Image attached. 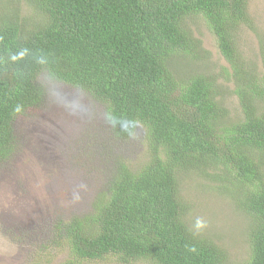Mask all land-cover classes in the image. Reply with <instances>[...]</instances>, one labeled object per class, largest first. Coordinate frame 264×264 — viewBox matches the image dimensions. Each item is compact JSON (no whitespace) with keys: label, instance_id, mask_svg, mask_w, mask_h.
<instances>
[{"label":"trees","instance_id":"1","mask_svg":"<svg viewBox=\"0 0 264 264\" xmlns=\"http://www.w3.org/2000/svg\"><path fill=\"white\" fill-rule=\"evenodd\" d=\"M194 18L228 63L220 77L238 100L234 120L217 73L181 72L201 51ZM250 22L246 0H0V161L13 151L16 118L42 100L41 72L103 104L117 136L137 124L147 132V161L137 171L120 166L90 211L61 228L67 258L58 264L107 255L122 264H227L225 251L182 219L187 172L216 182L246 216L244 264H264V59L260 72L236 41Z\"/></svg>","mask_w":264,"mask_h":264},{"label":"rangeland","instance_id":"2","mask_svg":"<svg viewBox=\"0 0 264 264\" xmlns=\"http://www.w3.org/2000/svg\"><path fill=\"white\" fill-rule=\"evenodd\" d=\"M246 5L251 22L238 28L237 48L244 61L261 72L264 0H246ZM19 6L31 24V8L24 2ZM188 24L201 51L197 49L181 72L217 73L223 84L222 100L234 120L240 113L238 100L230 92L232 83L220 77L228 63L200 18ZM35 82L43 90L42 100L16 118L13 151L0 161V264L63 262L67 245L60 237L61 228L90 211L93 197L105 189L120 166L137 171L148 159L147 132L141 124L130 136L119 137L105 116V106L86 91L46 72ZM179 201L186 206L182 219L193 234L221 247L227 264L245 263L249 255L247 218L218 190L216 182L195 172L182 174ZM84 264L122 263L107 255Z\"/></svg>","mask_w":264,"mask_h":264}]
</instances>
